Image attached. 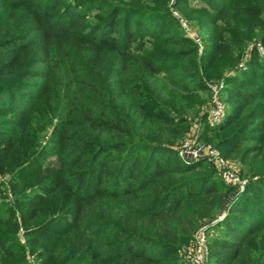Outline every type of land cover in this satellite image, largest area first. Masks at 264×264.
<instances>
[{
    "label": "rangeland",
    "instance_id": "obj_1",
    "mask_svg": "<svg viewBox=\"0 0 264 264\" xmlns=\"http://www.w3.org/2000/svg\"><path fill=\"white\" fill-rule=\"evenodd\" d=\"M23 1L48 4L57 21H61V10L67 8L87 32L106 25L108 9L129 11L127 25L135 27L136 46L153 60L156 75H148L136 65L123 78H116L115 71L111 79L108 70L97 71L78 57L80 64L69 60L61 70V48L49 57L36 54L33 49H23L19 52L23 54L21 65L11 67L18 47L4 48L1 42L7 37L0 40V68L5 70L0 78V264H142L131 260L115 262L120 249L143 247L129 228L126 231L133 239L127 242L119 238L125 221V205L121 201L111 198L93 201L85 207L80 228L74 226L72 213L57 211L62 199H68L63 185L70 183L75 186L74 195L78 194L73 177L76 171L69 164L95 155V148L81 142L86 138L79 133L80 122L72 125L67 138L61 136V128L69 116L80 120L84 112L98 115L107 104L113 111L122 108L128 114L131 106L142 105L152 113L144 119L151 121L156 113L175 117L179 109L180 114L186 113L187 124L183 138L176 145L177 152L185 162L199 164V173L213 175L212 181L232 188L234 196L245 193L248 185L264 174V134L258 128L261 119L254 113L242 115L239 104L228 100L227 92V83L240 81L242 77L264 89L259 80L244 76L251 68L254 53L264 63V0H251L258 8L255 15H236L227 8L221 17L215 14L216 5L219 9L226 7L228 0H88L83 5H80L82 0H64L62 9L61 0ZM19 5L0 0V30L25 29L26 6L18 8ZM14 14L17 15L13 18ZM162 21L169 24L166 32L157 26ZM211 24L231 46L232 56L221 55L216 60L210 57ZM125 25L122 23L118 29L123 31ZM29 33L31 37L37 35ZM182 36L192 44L186 48L175 45L174 39ZM185 52L194 55L187 58ZM183 87L190 93L183 91ZM123 92H126V104L121 100ZM212 112H218L219 116L212 118ZM241 116L246 119L244 129L237 130L234 118ZM221 126L226 128L225 132L212 133V128ZM195 137L196 142L215 148L245 185L225 184L219 169L207 159L185 158L181 147L186 141L193 142ZM9 141L12 149L6 148ZM218 142L234 143L236 152L226 158L225 149L217 148ZM108 173L105 171L104 186L114 178ZM96 184L93 181L91 185ZM59 191L62 197L57 194ZM36 196L41 197L43 204L39 217L32 220L26 199ZM226 211L211 221L199 223L182 243L163 251L154 247L157 264H188L185 251L200 229H205L210 241L223 239L225 231L219 225ZM243 218L254 221L247 216ZM12 223L19 224L18 232L11 230ZM253 241L261 243L260 251L264 253V232ZM261 257L264 260V255ZM208 261L216 264L217 259L208 256Z\"/></svg>",
    "mask_w": 264,
    "mask_h": 264
},
{
    "label": "trees",
    "instance_id": "obj_2",
    "mask_svg": "<svg viewBox=\"0 0 264 264\" xmlns=\"http://www.w3.org/2000/svg\"><path fill=\"white\" fill-rule=\"evenodd\" d=\"M87 1L82 0L80 5ZM17 2L20 3L18 8L26 6L25 29L0 30V40L7 37L1 42L4 48L18 47V54L12 58L11 67L21 65L23 54L19 52L23 49H33L36 54L49 57L54 50V53H58L61 48V60L65 62L61 61V70L69 60L80 64L78 57L85 65L97 71L108 70L110 77L116 71V78H123L136 65H140L146 74L156 75L153 60L136 46L135 27L127 25L129 19L126 16L129 11L108 9L105 13L106 25L95 26L87 32L76 23V17L67 8L62 9L64 0H61V21H57L55 12L48 4L32 5L29 1L11 0L12 6ZM227 8H231L236 15H255L254 11L258 9L252 5L251 0H228L226 7L219 9V5H216V16H223ZM166 22H169L168 19ZM166 22L157 25L159 30L167 31L169 24ZM122 23L126 24L123 31L118 29ZM211 27L210 57L216 60L221 55L232 56L231 46L219 36L214 24ZM30 31L37 35L31 37ZM191 42L184 36L174 39V44L183 48L191 45ZM186 55L188 58L194 53L185 52ZM250 60L251 68L244 76L249 75L264 84V63L261 57L254 53ZM113 64L114 68L111 67ZM4 72L0 68V78ZM183 89L190 93L188 88ZM227 92L228 100L239 104L242 115L244 112L254 113L257 119H261L258 128L264 134V89L248 83L242 77L240 81H229ZM122 94L121 100L125 102L126 92ZM130 110L128 114L122 108L113 111L107 104L98 113H102L100 116L87 112L82 114L80 120L69 116L61 128V136L67 138L72 125L76 126L80 122L82 127L78 126L79 133L86 139L90 138L89 142L86 139L81 142L95 148V155L90 161L77 159L69 164L76 171L73 177L78 194L74 195L75 186L62 184L68 199H62L63 203L57 211L72 213L76 222L74 226L80 228L85 207L93 201L106 198L121 201L125 205V221L124 231L119 238L128 242L135 235L143 247L120 249L115 262L131 260L142 264H157V258L153 255L154 247L163 251L182 243L190 238L199 223L211 221L227 209L226 217L219 225L225 231L223 239L208 240L209 259L215 257L216 264H262L264 260L261 256L264 253L260 251L261 243L254 242L253 238L264 232L260 231L264 230V206L261 205L264 202V174L248 185L245 193L234 196L232 188L212 181L214 176L211 174L199 173V164L185 162L178 154L176 145L185 133L186 113L180 114L179 109L175 111V117H164L156 113L153 120L149 121L144 118L152 113L142 105L131 106ZM245 120L242 116L234 118L237 130L244 129ZM224 126L212 128L211 131L220 134L226 131ZM6 146L12 149L10 141ZM219 146L225 149L226 158L236 152L234 143L220 145L218 142L217 148ZM107 170L114 178L109 185L104 186L103 177ZM93 181L98 184L91 185ZM59 192L57 194L62 197ZM26 200L32 220L37 219L43 204L41 197ZM243 216L254 221H248ZM19 227L18 223L11 224L13 232H18ZM128 228L132 230V235L126 231Z\"/></svg>",
    "mask_w": 264,
    "mask_h": 264
},
{
    "label": "built area",
    "instance_id": "obj_3",
    "mask_svg": "<svg viewBox=\"0 0 264 264\" xmlns=\"http://www.w3.org/2000/svg\"><path fill=\"white\" fill-rule=\"evenodd\" d=\"M211 116L212 118H217L219 113L212 112ZM189 142L186 141L181 147V153L185 158L207 159L219 169L221 180L225 184L237 187L245 185V181L240 178V175L233 168L229 167L228 163L219 155L215 148L205 146L198 141L196 142V137L193 142ZM208 240L205 229H200L195 234L192 245L185 251V259L188 264H209Z\"/></svg>",
    "mask_w": 264,
    "mask_h": 264
}]
</instances>
